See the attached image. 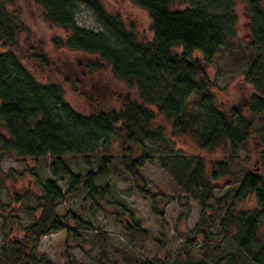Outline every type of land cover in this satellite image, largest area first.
<instances>
[{
	"label": "trees",
	"instance_id": "obj_1",
	"mask_svg": "<svg viewBox=\"0 0 264 264\" xmlns=\"http://www.w3.org/2000/svg\"><path fill=\"white\" fill-rule=\"evenodd\" d=\"M129 1L149 14L153 42L138 41L134 29L120 15L108 13L101 0H35L48 22L67 32L68 38L57 43L60 47L100 57L112 66L117 79L138 92L139 100L129 101L120 110L77 114L65 101L60 86L36 82L14 55L0 54V125L5 131V135H0V153L21 163L52 159L51 176L41 185L34 209L40 215L24 228V243L9 244L10 252L0 257V264H41L28 250L51 233L65 230L67 248L71 241H83L84 235L94 229L87 204L101 205L113 189L109 183L98 182L108 173L114 157L111 150L116 144L121 147L122 172L133 188L151 202L152 212L164 228L165 215L158 196L152 194L141 174L146 157H134V151H152L148 141L165 146L175 180L201 208L195 239L183 245L185 258L177 255L178 263L236 264L239 260V264H264V176L248 170L238 180L227 155L208 169L199 157L175 153L174 144L162 129L152 130L159 115L171 125L173 139L189 137L207 152L244 146L255 136L264 139V0ZM238 1L244 6L251 39L252 59L243 75L259 95L249 107L248 118L241 117L236 110L218 109L215 87L207 75V67L236 36ZM8 2L0 0V40L15 48L18 25L14 20L19 16L8 10ZM78 3L93 11L97 21L115 37L116 44L77 24ZM178 4H184L186 9L177 8ZM177 49L182 52L178 54ZM195 55L203 57V62ZM97 155L100 156L95 170ZM79 157L87 167L84 173L73 170L72 162ZM221 181H225L224 188H236L216 198V184ZM79 194L84 195L81 206L60 217L58 208ZM250 199L255 200L256 207L240 210V205ZM113 206L121 210L116 214V223L128 236L150 238L149 230L126 205L116 202ZM207 210L223 214L219 223L223 236L234 232L236 252L215 263L211 262L209 252L200 255L198 261L192 258L214 239L201 228ZM155 243L157 257L135 264H164L167 247L162 234ZM106 247L103 243L104 256ZM67 261L78 264L69 258Z\"/></svg>",
	"mask_w": 264,
	"mask_h": 264
},
{
	"label": "rangeland",
	"instance_id": "obj_2",
	"mask_svg": "<svg viewBox=\"0 0 264 264\" xmlns=\"http://www.w3.org/2000/svg\"><path fill=\"white\" fill-rule=\"evenodd\" d=\"M8 10L19 17L14 22L18 25L15 33L17 47L11 48L0 40V54H12L24 66L36 82L49 86L58 85L63 90L64 99L80 115L116 109L120 110L132 100H139L138 92L128 84L117 79L112 66L100 57L80 51L60 47L57 43L68 38L67 32L52 25L45 18L44 10L35 0H7ZM106 11L120 15L126 24L133 28L140 42H153L154 33L149 14L129 0H101ZM186 9L184 4L177 5ZM237 17L236 36L224 46L213 63L207 67V75L215 87L217 107L220 111L236 110L241 117L248 118L250 106L259 97L258 93L245 81L244 72L249 66L251 39L247 27L244 6L238 1L235 8ZM80 27L99 33L112 44L115 37L96 19L92 10L78 3L75 15ZM179 54L181 49H177ZM203 62V57L195 55ZM155 113L157 109L150 108ZM171 125L161 116L156 115L152 130L162 129L163 134L171 139L177 154L201 158L208 169L227 156L232 160L238 180L243 179L246 171L264 176V139L252 137L244 146H228L214 152L200 150L189 137L173 139L170 136ZM0 135H5L0 125ZM152 151L136 152L134 157H146L141 174L152 194L158 196L160 208L164 212L166 225L162 228L161 220L152 212L151 202L140 195L132 186L128 176L121 170V147L116 144L111 150L112 158L108 173L98 183H109L113 188L101 205L87 204V209L94 219V229L84 235L81 243L70 242L66 247V231L51 233L43 237L37 246L28 250L41 264H135L146 258L157 257L155 240L160 234L166 240L164 264H179L177 255L185 258L183 245L195 239V228L199 225L201 208L199 202L175 180L173 165L165 146L159 142H146ZM161 145V147H160ZM94 159L93 168L98 169ZM51 158L38 162H18L14 157L0 153V257L10 252L9 244L24 243V228L40 215L35 212L37 199L41 195V185L50 178ZM76 173H84V159L79 157L72 162ZM225 181L216 184V198H222L227 191L236 188H224ZM84 201L79 194L64 202L58 208V215L63 217L69 211L77 209ZM126 205L150 232L147 240L128 236L121 225L116 223V214L121 213L114 203ZM213 206V202L210 203ZM256 203L250 199L240 205V210L254 209ZM223 214L206 211L201 228L208 230L214 237L208 248H202L192 258L209 252L212 263L218 262L236 248L231 236L222 235L219 223ZM126 216V220H128ZM74 227L73 223L68 224ZM205 225V228H204ZM264 233V227L262 230ZM201 241V237H198ZM106 243L105 256L102 244ZM209 250V251H208ZM238 260L236 264H239Z\"/></svg>",
	"mask_w": 264,
	"mask_h": 264
}]
</instances>
